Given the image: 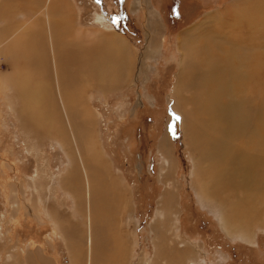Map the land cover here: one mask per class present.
<instances>
[{"label": "bare ground", "instance_id": "bare-ground-1", "mask_svg": "<svg viewBox=\"0 0 264 264\" xmlns=\"http://www.w3.org/2000/svg\"><path fill=\"white\" fill-rule=\"evenodd\" d=\"M19 1H15L17 5ZM27 2L29 16L25 21L20 20L21 23L17 21L18 31L14 35L11 32L12 35L0 37V54H10L15 69L20 70L18 63L23 62L21 64L28 66V74L39 72L35 78L40 81L45 79L48 63L52 84L47 85L52 89L38 81L32 85L24 74L16 81L5 79L13 95H6L5 99L13 108L21 129L28 126L40 129L45 136H49L47 138L56 139L65 152L69 162L57 184L65 193L74 194L76 215L80 222H85V230L71 224L70 217L62 208L63 200L56 206L47 204L43 194L44 179L40 175L31 179L36 193L32 202H37L51 223L54 234L66 243L72 264H126L130 244L128 241L123 243L113 230L116 213L120 212L119 208L125 202V191L109 175V166L98 162L101 157L90 142L88 126L81 118L83 107L77 97L82 93L81 70L83 74L92 73L103 89H109L108 86L114 89L130 81L140 61L126 40L117 34L99 33L100 37L89 44L79 40L81 36H76L81 31L69 37L66 32L73 27L68 30V20L59 23L57 17H61L64 11L57 0H45L39 12L43 16L41 19L33 17L37 3L32 0ZM239 3L234 2L218 12L211 18L208 29L199 27L202 29L199 37L188 35L178 41L182 61L179 62L173 102L183 118L187 149L198 155L191 173L193 185L198 189L194 188L198 192L196 195L223 207L225 213L220 219L223 230L232 238L251 244L253 234L245 232L248 227L244 225L262 219L264 204V100H258L260 95L264 96V84L260 80L261 75L264 76L261 71L264 67V46L261 50L258 39L261 33L264 38V7L259 8L262 6L260 0H247L249 5L242 4L241 7ZM11 6L4 1L0 15L11 11L7 8ZM52 13H56L55 19H52ZM218 14L220 17H217ZM8 29L0 27V34ZM192 30L189 29L190 34ZM159 31V22L155 21L147 33L146 47L150 48L145 49L144 59L157 52L162 39ZM91 55L95 57L92 63ZM261 58L263 66L259 64ZM75 63L81 64L83 69L78 70ZM25 67L20 72L18 70L16 76L21 75ZM48 95L54 97L49 99ZM55 116L63 119L64 126L57 118L61 120L60 126L58 123L59 128L53 131V128H48L51 120L48 126L47 120ZM167 137L161 141L159 152L170 161ZM169 166L170 172H173V162ZM163 178L164 182L171 181L167 174ZM9 187L8 190H11ZM173 201L174 194L167 193L163 197L156 218L158 225H152L156 234L155 255L166 259L168 264H186L191 259L190 254L193 256L194 253L185 248L187 244L178 251L164 248L167 239L163 237V225L177 213ZM22 204L25 213L39 222L40 215L36 214L37 218L32 213V207L24 202ZM36 249H31L32 253L27 256L28 264H48V258L43 256L45 250L41 247L38 251ZM11 258L8 256L7 260ZM192 264H198V261Z\"/></svg>", "mask_w": 264, "mask_h": 264}, {"label": "rangeland", "instance_id": "rangeland-1", "mask_svg": "<svg viewBox=\"0 0 264 264\" xmlns=\"http://www.w3.org/2000/svg\"><path fill=\"white\" fill-rule=\"evenodd\" d=\"M4 1L12 6L7 7L11 11L0 15V27L9 28L0 37L12 33L14 35L18 31L17 21H25L29 16L26 9L28 6L25 5L29 0H20L18 5L15 2L17 0H0V7ZM57 1L64 11L61 17H57L60 19L59 23L68 20V30L69 27L74 28L66 32L69 37H74L77 31H81L76 36H81L79 40L89 44L100 37L99 33L117 34L126 40V44L134 50L140 61L130 81L114 89L110 86L109 89H103L92 73L83 74L81 70L82 96L77 97L83 107L80 116L88 126L90 142L96 154L101 157L98 162H105L109 166V175L125 191V202L120 206V212L116 213L113 230L122 238L123 243L128 241V245L130 244L126 264H168L166 259L155 255L156 234L152 230V225L157 224V213L167 193L174 194L173 205L177 213L170 222L167 220L163 225V237L167 239L165 249L178 251L187 244L185 248L194 253L193 256L190 254L191 259L186 264L195 261L198 264H264V204L262 219L244 225L248 227L245 232L253 234V243L232 238L223 230L220 219L225 213L224 208L196 195L198 189L193 185L192 174L193 162L198 159V155L187 149L183 118L174 108L173 102L179 62L182 61L178 41L188 35L199 37L202 34L199 27L208 29L211 18L218 12L234 2H241L239 7L242 4L249 5L247 0H142L136 1L133 7L125 6L121 12L115 11L108 1V10L115 11L112 15L102 9L98 0ZM260 1L262 6L256 8L264 7V0ZM35 2L37 6L33 17L41 19L43 16L39 12L45 0ZM12 14L13 17L10 16ZM55 15L56 13L51 14L52 19L56 18ZM208 17L210 19L206 20ZM155 21L159 22L162 39L157 52L144 59L142 55L145 49L150 48L146 47L147 33ZM189 29H193L191 34ZM66 33L64 34L67 35ZM258 39L262 45L260 49L263 50V33ZM91 57L92 63L95 57ZM10 59V54H0V264H28L27 256L36 247L45 250L43 256L48 258V264H72L66 243L59 235L54 234L51 223L41 212L37 202H32L36 193L31 183V179L42 176L47 204L56 206L63 200L62 208L70 217L71 224L84 231L85 222H80L76 215L74 194L65 193L57 184L59 177L67 169L69 160L56 139L47 138L49 136H45L34 126L31 129L27 125V128L21 129L13 108L5 99L6 95L13 97L5 79L16 81L25 74L32 85L42 82L48 86L52 84L49 78L51 68L46 63L47 81L44 78L40 81L38 77L35 78L39 72L34 74L29 70L33 73L28 74V66L21 62L18 66L26 67L19 77L16 76L19 69L14 68L15 64ZM259 64L263 66V58ZM75 67L83 69L81 64L75 63ZM21 68L19 72L22 71ZM263 77H260L262 84ZM262 96L258 100L263 102ZM48 97L52 99L54 95ZM57 118L61 119L55 116L47 120V126L51 120L49 129L53 128L54 131L59 128L57 126H60L61 120L63 123V119ZM77 123L79 126L78 120ZM165 136L169 139L170 161L159 152V145ZM170 162L174 165L173 172L169 170ZM164 173L171 181H163ZM107 179L108 177L104 180ZM8 186L11 190H8ZM23 202L32 207L34 215H40L39 222L25 213ZM232 224L240 226L238 223ZM8 256L12 258L7 260Z\"/></svg>", "mask_w": 264, "mask_h": 264}, {"label": "crops", "instance_id": "crops-1", "mask_svg": "<svg viewBox=\"0 0 264 264\" xmlns=\"http://www.w3.org/2000/svg\"><path fill=\"white\" fill-rule=\"evenodd\" d=\"M32 1H34V0H32ZM108 1H109L110 6L115 8V11L121 12L124 10L125 6L127 7V5H129V6L133 7L136 1L141 2L142 0H98V3L101 5L102 9L104 11L109 12V14L112 15L113 13H115V11L112 12V11L108 10V8H109ZM148 1L150 2V0H148ZM61 3H63V0H61ZM114 233H116V232H114Z\"/></svg>", "mask_w": 264, "mask_h": 264}]
</instances>
